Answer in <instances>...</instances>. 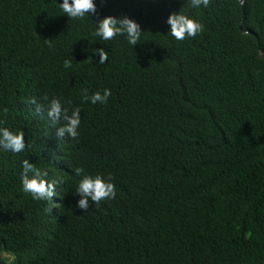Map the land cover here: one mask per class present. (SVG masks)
<instances>
[{"label":"trees","instance_id":"16d2710c","mask_svg":"<svg viewBox=\"0 0 264 264\" xmlns=\"http://www.w3.org/2000/svg\"><path fill=\"white\" fill-rule=\"evenodd\" d=\"M94 2L72 20L63 0H0V128L26 143L0 148V264H264V0ZM173 13L204 31L175 40ZM108 16L138 44L96 36ZM53 98L80 109L77 138ZM24 160L62 180L51 201L22 190ZM109 174L115 198L81 210L82 177Z\"/></svg>","mask_w":264,"mask_h":264},{"label":"clouds","instance_id":"9594fccd","mask_svg":"<svg viewBox=\"0 0 264 264\" xmlns=\"http://www.w3.org/2000/svg\"><path fill=\"white\" fill-rule=\"evenodd\" d=\"M193 8L201 6L207 8L210 0H190ZM243 6L244 0H240ZM60 8L67 17L72 20L83 19L89 14L95 15L97 7L94 0H63ZM170 25V33L177 41H184L188 38H195L204 31V25L194 19L183 14H171L167 19ZM104 41H111L117 36H126L130 45H137L140 41L142 30L140 25L128 17H112L108 16L99 20L98 27L94 33ZM96 54L99 55V64L103 65L108 60V53L104 49H97ZM72 61L65 60L64 67L70 68ZM111 90L105 89L103 94L94 93L92 96L87 95V89L84 90L83 98L85 101L90 100L92 104H106L111 96ZM48 100V97H44ZM33 104L36 101L33 99ZM70 103V101H69ZM39 110V106L37 107ZM47 115L52 124L55 125L63 121V125L58 128L57 136L60 138L66 135L72 139L79 136L78 129L81 123L80 109L75 108L69 113V109L64 107L59 99L53 98L48 105ZM0 148L11 151L15 154L23 152L26 148L24 132L13 133L7 128H0ZM23 172L21 175L22 190L30 194L37 201H51L55 195V186L62 183V180H53L49 182L45 179L48 175L46 171L38 169L28 160L22 161ZM84 170L76 169V175L80 176ZM29 174H32L31 176ZM113 179L109 174L107 181L101 176L84 175L80 180L76 189V194L82 197L78 202V207L85 212L89 209V201L97 206L102 200L114 199L116 196V187L110 181Z\"/></svg>","mask_w":264,"mask_h":264},{"label":"rangeland","instance_id":"374dc122","mask_svg":"<svg viewBox=\"0 0 264 264\" xmlns=\"http://www.w3.org/2000/svg\"><path fill=\"white\" fill-rule=\"evenodd\" d=\"M3 257H6V255H2Z\"/></svg>","mask_w":264,"mask_h":264}]
</instances>
